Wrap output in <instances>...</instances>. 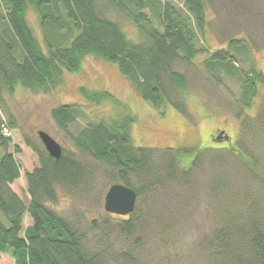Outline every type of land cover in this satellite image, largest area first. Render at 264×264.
I'll return each instance as SVG.
<instances>
[{
  "label": "trees",
  "instance_id": "trees-1",
  "mask_svg": "<svg viewBox=\"0 0 264 264\" xmlns=\"http://www.w3.org/2000/svg\"><path fill=\"white\" fill-rule=\"evenodd\" d=\"M207 4L217 22L207 20ZM181 5L182 9L163 2L152 7L151 0H0V90L2 84L9 92L16 85L48 91L63 71L78 72L84 57L97 56L115 65L142 100L157 109L169 103L185 113L187 79L176 65L191 62L205 50L202 67L211 82L221 84V77L239 80L231 105L240 117L252 107L260 89L264 91V71L253 58V51L264 49V0H182ZM28 8L38 18L41 41L28 26ZM109 10L130 21L141 41L128 40L118 24L106 18ZM219 20L230 27L220 29ZM207 28L225 47L198 48L197 31L203 34ZM78 91L86 101L110 102L118 111L116 117L101 118L68 136L81 153L107 167L112 182L136 192L131 219L122 220L120 230L129 234L141 227L139 204L156 192L172 203L196 192L211 200L213 213V224L202 239L206 264H264V164L254 149L135 147L129 134L135 116L125 103L106 90L80 86ZM178 92L182 96L175 100ZM77 115L72 104H60L50 112L65 133ZM248 119L240 126L253 140L258 127L264 126V98L255 118ZM9 122L15 127L11 116ZM7 142L0 133L4 149L0 214L7 222L0 219V254L9 255L13 264H104L100 253L84 248L78 229L48 206L57 201V186L89 191L94 182L91 170L64 151L54 159L25 137V145L39 160L37 168L25 173L29 197L25 205L9 188L20 176L13 157L20 149L14 146L12 153L6 152ZM205 167L211 174L201 186ZM25 214L31 220L27 227Z\"/></svg>",
  "mask_w": 264,
  "mask_h": 264
},
{
  "label": "rangeland",
  "instance_id": "rangeland-1",
  "mask_svg": "<svg viewBox=\"0 0 264 264\" xmlns=\"http://www.w3.org/2000/svg\"><path fill=\"white\" fill-rule=\"evenodd\" d=\"M163 2L182 9V0H151V5L155 7ZM145 11L151 17L149 8ZM206 13L208 21L215 20V12L209 4ZM105 16L118 24L128 40L141 41L130 21L111 10L106 11ZM26 19L35 37L41 41L38 18L31 8L27 9ZM151 20L153 25L157 24L155 19ZM217 20L216 18L215 22ZM226 22L219 20L218 27L229 28ZM195 43L201 50H215L226 45L209 28L203 34L197 31ZM207 53L203 50L191 62H179L176 65V70L187 79L185 97L182 98L185 113L169 103L157 109L142 100L115 65L97 56L84 57L78 72L63 71L59 82L48 91L16 85L9 92L1 84L0 122H5L8 128L7 136H1L8 141L6 152L12 153L14 146L20 149V153L13 155L20 176L9 185L10 190L27 205L29 197L25 173L37 168L39 160L25 145V137L45 151L37 135L38 131H44L59 143L62 152L81 162L94 175L93 186L86 192L82 188L67 190L57 186V201L48 205L58 216L78 229L83 235L86 250L100 253L104 264H206V250L202 247V239L213 224L209 198L189 192L187 196L185 194L172 203L156 192L149 200L139 204L137 212L141 217V227L128 234L120 230L119 224L122 220L131 219L133 211L121 216L106 212L103 208L105 193L114 183L105 173L107 167L81 153L68 135L76 134L87 124L95 123L101 118L118 115L110 102L95 104L86 101L78 91L80 86H84L90 90H106L128 106L135 116L129 129L131 143L135 147L158 150L230 147L235 152L248 148L250 151L254 149L257 153L254 154L264 164V126L258 127L257 136L253 140L247 132H242L240 126L243 119H248L247 115L252 118L248 121L255 118L263 103V89H260L252 107L244 111L247 115L242 113L237 117L238 109L233 108L231 103L238 96L240 82L236 78L227 77H221V84L211 82L202 67ZM253 58L256 67L264 71V49L253 51ZM176 96L175 100H179L182 94L178 92ZM60 104H72L78 108V115L69 125L68 133L58 128L50 116L51 110ZM10 116L15 127L10 125ZM221 134L227 138L218 140ZM214 136L216 138L213 139ZM0 151L4 153L1 146ZM229 160L236 163L234 158ZM210 174L208 167L201 171V186L206 183ZM262 197L264 201V193ZM0 219L7 224L1 215ZM30 224L31 220L25 214L23 225L27 227ZM0 264H13V259L9 255L0 254Z\"/></svg>",
  "mask_w": 264,
  "mask_h": 264
},
{
  "label": "water",
  "instance_id": "water-1",
  "mask_svg": "<svg viewBox=\"0 0 264 264\" xmlns=\"http://www.w3.org/2000/svg\"><path fill=\"white\" fill-rule=\"evenodd\" d=\"M37 135L47 154L59 159L62 155L59 143L44 131H38ZM136 199L137 194L132 188L121 183H113L105 193L103 208L106 212L125 216L134 210Z\"/></svg>",
  "mask_w": 264,
  "mask_h": 264
},
{
  "label": "built area",
  "instance_id": "built-area-1",
  "mask_svg": "<svg viewBox=\"0 0 264 264\" xmlns=\"http://www.w3.org/2000/svg\"><path fill=\"white\" fill-rule=\"evenodd\" d=\"M0 126H1V134L3 135V137L7 136L6 132H7L8 128H7L6 123L5 122L1 123Z\"/></svg>",
  "mask_w": 264,
  "mask_h": 264
},
{
  "label": "flooded vegetation",
  "instance_id": "flooded-vegetation-1",
  "mask_svg": "<svg viewBox=\"0 0 264 264\" xmlns=\"http://www.w3.org/2000/svg\"><path fill=\"white\" fill-rule=\"evenodd\" d=\"M226 138H227V136H224L223 138H220V137H219L218 140H220V139H226Z\"/></svg>",
  "mask_w": 264,
  "mask_h": 264
},
{
  "label": "crops",
  "instance_id": "crops-1",
  "mask_svg": "<svg viewBox=\"0 0 264 264\" xmlns=\"http://www.w3.org/2000/svg\"><path fill=\"white\" fill-rule=\"evenodd\" d=\"M3 155V153L0 151V157ZM12 184V183H11ZM1 215V214H0Z\"/></svg>",
  "mask_w": 264,
  "mask_h": 264
}]
</instances>
